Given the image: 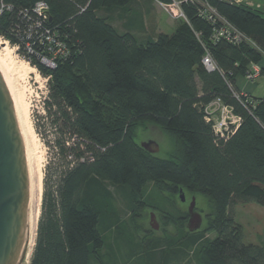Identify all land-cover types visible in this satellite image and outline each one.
<instances>
[{
  "label": "trees",
  "instance_id": "trees-1",
  "mask_svg": "<svg viewBox=\"0 0 264 264\" xmlns=\"http://www.w3.org/2000/svg\"><path fill=\"white\" fill-rule=\"evenodd\" d=\"M1 1L11 10L0 15V35L49 77L44 109L51 131L37 130L50 156L29 264H117L128 246L115 251L111 236L123 226L133 230L130 246L137 242L142 251L132 248L124 264H139L144 252L147 264H161L167 253L170 262L264 264V248L244 243L234 215L237 204L264 206V96L243 93L236 84L264 59V12L211 0L255 46L213 39L212 23L192 2L182 4L188 21L180 18L170 34L151 35L145 27L155 30L149 20L153 4L142 21L136 10L124 9L139 0H45L53 18L45 26L56 28L67 54L50 68L42 62L50 56L46 47L24 32V15L36 18L37 0ZM114 15L124 18L125 29L112 24ZM28 43L33 54L26 51ZM207 53L214 70L203 64ZM216 99L241 119L227 137L218 136L206 118L205 106ZM141 123L171 136L174 153L158 157L143 148L135 133ZM150 184L172 209L150 200ZM181 189L208 199L206 229L216 236L188 230L145 250L134 219L119 216L117 202L131 211L149 206L183 226L188 213L181 214L169 197Z\"/></svg>",
  "mask_w": 264,
  "mask_h": 264
},
{
  "label": "rangeland",
  "instance_id": "rangeland-1",
  "mask_svg": "<svg viewBox=\"0 0 264 264\" xmlns=\"http://www.w3.org/2000/svg\"><path fill=\"white\" fill-rule=\"evenodd\" d=\"M249 1V0H248ZM256 4H260L261 7L259 8L264 12V0H250ZM151 4L155 7L150 11V18L151 22L155 24V30L149 31L148 28L145 27V33L150 32L151 35L158 32L164 33H172L175 29V25L180 18H174L170 14L164 11L161 5L157 1L150 0H139V3L133 2L130 5L126 6L124 9H134L140 16V20L145 19V10L151 8ZM153 7V6H152ZM111 22L119 29H125L123 24V19H120L118 15L111 16ZM153 17V18H152ZM148 27V24H146ZM123 26V27H122ZM0 56H2L5 72L10 83V87L13 91V94L18 102V104L27 110L30 120L33 125L34 133L29 136L28 140V149L30 151L32 160L35 164L41 165L42 167V174L43 179L45 176V172L47 170V164L49 162V147L45 143L42 135L39 131L43 133L46 131L48 133L51 131L50 121L46 119V111L44 109V101L46 98V76L44 74H39L34 67L28 65L24 62L12 49L11 46H7L4 41H0ZM262 76V71L257 76L255 80ZM247 79V78H246ZM248 80V79H247ZM255 80H249L254 82ZM262 80L258 82V84L262 85ZM258 95V94H257ZM39 129V131L37 130ZM136 133V141L141 144L143 142L153 140L155 141L158 146L159 150L155 154L158 157H167L169 154L174 153V144L171 136L167 133L163 132L158 126L153 124H138L135 128ZM43 179H42V186H43ZM156 188L153 184H150L148 187V192L153 193L150 196V200L155 203L158 207L162 209L170 210V204H168L167 200L164 198L162 194L159 192L154 191ZM115 192L116 189L112 188ZM168 195V194H167ZM183 195L185 197V201L181 200V194L178 192L174 196H169L171 203L174 207L181 213L187 214L189 206L193 199H195V205L201 208L205 213L202 219V224L200 231L205 234V237L214 238L216 233L214 231H208L207 225L209 224L208 214L210 212L211 206L208 202V199L203 196L202 194H190L186 191H183ZM42 201V200H41ZM146 202V201H145ZM118 214L125 219H134L133 226L136 229L140 239H141V246L145 248V250L150 246L151 243L155 241L163 240L167 237H174L178 238L183 233L188 232L187 228V221L181 225L180 222L177 220L170 224L167 222V219L164 218V214L159 210H152L149 206H139L136 207L133 211L129 210L126 204L123 201L117 202ZM41 206V204H40ZM154 214V219H152V215ZM234 215L235 220L238 224H240L243 232V241L246 244H254L264 248V206L257 203V202H249L244 204H237L234 207ZM39 218V217H38ZM38 222V219H37ZM152 222L157 225V228L152 226ZM119 238V239H116ZM134 237L133 230L126 228L123 226L121 229H115L111 236V246L115 251H118V246L120 244H125L128 247L127 250H124L122 256L119 257L117 260V264H124L127 254L134 249L135 252H142L140 249L139 244L136 242L135 246H130L129 239L131 240ZM36 238V236H35ZM122 240L121 243L119 241ZM35 243V239H34ZM30 252L33 250V246ZM124 246V245H123ZM159 252V251H158ZM160 255L161 253H158ZM145 254V252H144ZM141 254L142 257L137 262L139 264H147L149 255ZM140 256V255H139ZM172 254L167 253L165 256L163 255L162 259L163 262L161 264H168L167 259ZM29 260L26 262L29 264ZM159 257V256H158ZM170 262V261H169ZM109 263L112 264L111 260L109 259ZM136 264V263H133ZM170 264H197L196 260L189 258L188 260H171Z\"/></svg>",
  "mask_w": 264,
  "mask_h": 264
},
{
  "label": "water",
  "instance_id": "water-1",
  "mask_svg": "<svg viewBox=\"0 0 264 264\" xmlns=\"http://www.w3.org/2000/svg\"><path fill=\"white\" fill-rule=\"evenodd\" d=\"M48 15L49 21H52L51 14ZM140 145L153 154L159 150L153 140ZM180 194L181 200L185 201L182 189ZM30 205V169L26 145L14 99L0 70V264H26ZM188 214V230H199L202 216L195 211V199L189 206ZM151 224L157 228L154 222Z\"/></svg>",
  "mask_w": 264,
  "mask_h": 264
},
{
  "label": "built area",
  "instance_id": "built-area-1",
  "mask_svg": "<svg viewBox=\"0 0 264 264\" xmlns=\"http://www.w3.org/2000/svg\"><path fill=\"white\" fill-rule=\"evenodd\" d=\"M235 5H245L259 9L260 4H256L253 1L248 0H225ZM185 2H192L197 5L199 16L209 21L213 25V39H225L231 43L238 44L242 41L251 42L256 44L246 37L234 24H232L225 16L219 13L218 9L212 4L211 0H171L169 3L159 2L165 12L173 16L174 18H182L188 21L187 16L182 8V4ZM5 10H11V6L6 5L3 1L0 2V15ZM33 12L36 18H31L28 13H25V17L28 18V24L24 28V32L33 36L36 41L42 43L50 56H43L42 62L54 68L56 66L57 58L60 56H66V46L56 35V28H48L45 26V21L49 19L48 13L49 5L45 0H37ZM32 37V38H33ZM0 41H4L7 46H11L15 50L16 54L28 65L34 67L35 70L41 74L36 65H33L31 58H28L20 52V46L11 44L10 40L0 35ZM33 45L27 44L26 51L29 54H33ZM203 64L208 70H214L216 65L212 59V56L207 53L203 57ZM262 69L259 64L253 63L251 70L248 72L245 78L248 80H255L261 73ZM49 77L45 78L46 93L47 82ZM205 114L208 121L212 122L215 133L220 137L229 136L240 124V117L233 112V109L222 103L220 99H216L205 106Z\"/></svg>",
  "mask_w": 264,
  "mask_h": 264
},
{
  "label": "bare ground",
  "instance_id": "bare-ground-1",
  "mask_svg": "<svg viewBox=\"0 0 264 264\" xmlns=\"http://www.w3.org/2000/svg\"><path fill=\"white\" fill-rule=\"evenodd\" d=\"M0 70H1V73H2L4 79L7 83L10 91H11L12 97L14 99L17 117L19 120V124L21 127V131L23 134L25 145H26V151H27V157H28V163H29V169H30V193H31L30 236H29L28 250H27V259H26V262H27L29 260L32 245L34 243V239L36 236L37 219H38L39 214H40V204H41L42 192H43V186H42L43 174H42V168H41L42 166L40 164L39 165L35 164L34 161L32 160L30 151L28 149V143L27 142L29 140V136L34 133L33 125H32V122L30 120V117L28 115L27 110L22 108L18 104V102H17V100L13 94V91L10 87V83L8 81V78H7V75L5 72V67H4L2 56H0Z\"/></svg>",
  "mask_w": 264,
  "mask_h": 264
},
{
  "label": "crops",
  "instance_id": "crops-1",
  "mask_svg": "<svg viewBox=\"0 0 264 264\" xmlns=\"http://www.w3.org/2000/svg\"><path fill=\"white\" fill-rule=\"evenodd\" d=\"M259 66L263 70L262 76L259 77L254 82L247 80L243 76H238L236 79V84L239 91L251 94L256 97H263L264 96V59L259 63ZM262 80V85L258 84V82ZM258 94V95H257Z\"/></svg>",
  "mask_w": 264,
  "mask_h": 264
},
{
  "label": "flooded vegetation",
  "instance_id": "flooded-vegetation-1",
  "mask_svg": "<svg viewBox=\"0 0 264 264\" xmlns=\"http://www.w3.org/2000/svg\"><path fill=\"white\" fill-rule=\"evenodd\" d=\"M195 211L200 212L202 219H203L205 212L201 208H199L197 205H195ZM188 220H189V214H188Z\"/></svg>",
  "mask_w": 264,
  "mask_h": 264
}]
</instances>
